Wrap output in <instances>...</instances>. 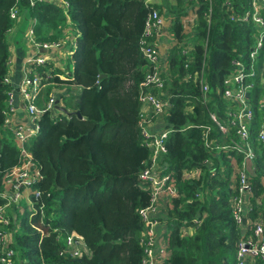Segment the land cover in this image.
Here are the masks:
<instances>
[{
	"label": "trees",
	"instance_id": "16d2710c",
	"mask_svg": "<svg viewBox=\"0 0 264 264\" xmlns=\"http://www.w3.org/2000/svg\"><path fill=\"white\" fill-rule=\"evenodd\" d=\"M63 2L67 7L49 0L33 5L29 0H0V208L7 220L0 223V264L9 250L12 264H143L146 227L139 211L149 206L151 190L139 174L152 150L140 127V84L148 72L140 40L151 9L164 19L163 33L150 38L158 42L166 35L162 45L158 43L165 64L163 88L153 93L169 103L161 115L163 129H170L161 161L176 189L159 217L170 252L165 264H235L237 245L249 227L258 219L264 222L262 145H255L254 190L241 234L244 227L231 214L235 177L230 163L241 162L243 156L231 148V139H238L224 137L209 112L223 121V78L232 59L246 54L253 41V25L235 20L248 10L249 0ZM13 7L18 8L15 19L10 17ZM21 22L24 28L32 23L40 43H74L68 53L73 68L62 78V67H33L41 77L36 103L41 107L60 90L62 105L81 114L59 112L53 117L44 112L37 118L38 133L24 148L32 157L31 176L38 172V177L27 185L31 205L24 206L23 213L20 202L10 200L13 188L8 180L24 157L13 127L5 122L12 89L7 81L9 32L14 29L12 34L18 35L15 26ZM202 69L209 86L205 95L198 80ZM195 170L198 176L185 178ZM72 232L82 237L89 255L75 258L67 253L66 239ZM254 264L264 260L255 259Z\"/></svg>",
	"mask_w": 264,
	"mask_h": 264
},
{
	"label": "built area",
	"instance_id": "2783aa9c",
	"mask_svg": "<svg viewBox=\"0 0 264 264\" xmlns=\"http://www.w3.org/2000/svg\"><path fill=\"white\" fill-rule=\"evenodd\" d=\"M36 0H29L33 5ZM54 1L65 8L66 3L63 0ZM251 6L248 10L235 20L245 24H252L256 29L253 34L254 42L250 46L246 54H239L231 61L230 71L223 78L222 86L219 90L220 98L225 102L224 118L220 120L216 113L209 112L210 119L217 125L219 132L225 137L234 135L238 141L231 139V148L237 153L242 154L241 162L231 161L232 176L235 177L233 182L234 194L231 197V214L236 224L243 226L242 221L246 218L249 210V197L252 195L254 185L252 177L255 175L256 159L258 153L255 145H262L261 164L264 166V0H249ZM228 3V2H227ZM18 8L13 7L10 10V17L15 19L18 17ZM164 19L160 16L156 9H151L145 21L143 37L140 40V52L148 62V72L145 79L140 84L139 100L141 102L142 118L140 122L141 132L147 139V145L151 148L152 154L147 167L139 174L141 180L149 185L151 190L150 204L148 207L139 211L141 220L146 229L144 231L143 241L145 244L143 264H155L154 259L159 255H163V248L156 251L159 244L157 227L160 224L161 207H166L167 202L176 194L175 182L171 172L166 170L165 162L161 157L166 152L165 139L170 129H161L153 132L151 126L154 124V118L166 113L169 103L163 97L153 93V90H161L163 88V79L161 74L165 64L160 56L158 49L159 41L157 37L163 32ZM28 34L34 46L33 52L27 56L22 69V78L18 87L21 97V110H24L30 117L28 124H14V135L16 142L21 146L24 157L23 165L13 169L12 176L8 180L13 188L10 193V200L17 202L22 199L23 192L29 186L32 178L38 177V172L32 177L31 173L34 168L32 157L24 148L25 142L32 136L36 135L39 130L37 118L44 112H51L55 108L57 96L55 93L43 102L39 107L36 103L41 92V77L33 72L34 66L46 65L47 55L55 54L63 48H68L69 44L65 40L59 42H36L33 39L32 23L29 22ZM157 33L155 41L150 38ZM70 52L67 49V54ZM49 70L46 76L49 78ZM198 80L201 85L202 95L209 92L204 70L202 69ZM9 81V77L7 78ZM256 89L259 91L256 92ZM8 108L5 111V122L12 124L10 115L15 112L13 107V93L10 90L8 94ZM147 109L150 115L143 113ZM257 120L256 129L252 126ZM205 146L208 147L207 133L209 126L205 127ZM222 149L229 148V145L221 146ZM220 148V147H219ZM247 161L249 164L247 165ZM208 161L206 160L205 163ZM199 170L186 172L185 178L189 179L198 176ZM264 182V180L262 179ZM8 193V192H7ZM38 195V192H35ZM165 199V200H163ZM165 201V202H164ZM163 208V209H164ZM4 208H0V223L7 224V220L3 217ZM247 219V218H246ZM2 239L6 240V236L2 235ZM86 245L81 236L72 232L66 239L67 253L75 258L88 254L85 250H80L81 245ZM71 248V251H70ZM13 252L9 250L5 257H2V264H12L11 257ZM255 259L264 260V222L254 221L248 229L246 237L238 243L236 263L235 264H254Z\"/></svg>",
	"mask_w": 264,
	"mask_h": 264
},
{
	"label": "crops",
	"instance_id": "0c3cea01",
	"mask_svg": "<svg viewBox=\"0 0 264 264\" xmlns=\"http://www.w3.org/2000/svg\"><path fill=\"white\" fill-rule=\"evenodd\" d=\"M250 6H251V1H249V3H248L249 8H250ZM27 23H28V25H25V28H24L22 22H21V24L19 23L18 26L14 25L15 28L20 29V32L18 35L12 34L15 31L14 29H12L9 32V34L12 38L11 40L15 39L18 41V42H13L10 40L11 57H10V76H9L8 82L11 83V85H12L11 91L13 93V107L15 109V112L10 115V118L12 119V124H9V125L12 127H13V123L14 124H20V123L28 124V121L30 118L24 110H21L19 108L21 106V97H20L19 92H17V93L15 92V88L19 87V84H20V81L22 78V69L24 66V61L27 58V56L33 52V47L31 45V43H32L31 38L29 37V34H28V29L30 28L29 22H27ZM71 34L72 33H70L69 35H71ZM164 37H166V35H162L159 39L160 46L162 45V39ZM68 44H69L68 48L67 47L63 48L55 54H52V53L48 54L46 56L47 57L46 63L52 64L55 67H62L61 64L65 65L64 64L65 60H67V58H68V54L65 51H67V49L69 50V48H73V46H74V43H72V45H71L70 42H68ZM67 72H69V70H67ZM63 75H60L61 78L63 77ZM56 91L57 92L55 94L57 96L59 94L60 90H56ZM258 91L259 90L256 89V92H258ZM58 98L59 97L57 96V99ZM60 104L62 105L61 101H60ZM143 113H145V115H150V113L148 112V110L146 108L144 109ZM163 127H164V123L162 122L161 116L155 117L154 118V124L151 126V130L153 132H158L159 130L163 129ZM163 200H165V199H163ZM163 208L164 207L162 206L161 210ZM165 230H166L165 226L161 222L157 227V235H158L159 244L156 248V251L163 248L165 250V253L162 256L158 254V256L154 259L155 264H165V260H167V258L169 257V254H170V252L167 250V242L165 239ZM87 249H86V252L89 255L90 252Z\"/></svg>",
	"mask_w": 264,
	"mask_h": 264
},
{
	"label": "rangeland",
	"instance_id": "374dc122",
	"mask_svg": "<svg viewBox=\"0 0 264 264\" xmlns=\"http://www.w3.org/2000/svg\"><path fill=\"white\" fill-rule=\"evenodd\" d=\"M33 39L36 41V42H38L37 40H36V38L34 37V32H33ZM253 42H254V38H253V41H252V43H251V45L253 44ZM31 45H32V47L34 48V46H33V44L31 43ZM250 48V47H249ZM249 50V49H248ZM65 52H67V51H65ZM248 52V51H247ZM65 65H63V64H61L62 65V71L60 72L62 75H63V73L64 74H67L68 72H67V70H72V61H71V58L69 59V58H67V60H65V63H64ZM68 65V66H67ZM61 77V76H60ZM59 112L55 109V108H53L52 110H51V116H53V117H56L57 116V114H58ZM20 205L21 206H19V208H18V210H19V212L20 213H23L24 212V206H26V207H30V198H29V190L27 191V190H25L24 192H23V197H22V199H21V201H20ZM39 230H41V228H38ZM43 229L44 228H42V231H43ZM10 238L9 237H7V239L5 240V242H8V240H9ZM81 245V247H80V250H84L83 252H85V250L87 249V248H85V246L83 245V244H80ZM88 250V249H87ZM70 251H71V248H70ZM90 252V251H89Z\"/></svg>",
	"mask_w": 264,
	"mask_h": 264
},
{
	"label": "water",
	"instance_id": "95a60500",
	"mask_svg": "<svg viewBox=\"0 0 264 264\" xmlns=\"http://www.w3.org/2000/svg\"><path fill=\"white\" fill-rule=\"evenodd\" d=\"M15 92L16 93L18 92V87L15 88ZM55 109L58 112H62L63 114H65L67 116L71 115L72 113H75L78 117H81V114L79 113V111H75V112L69 111L67 108H65L63 105L60 104L59 99H56V101H55ZM248 164H249V161H247V165ZM246 223H247V219L244 218L242 221L243 226L246 225ZM244 232H245V229L241 228V234H244Z\"/></svg>",
	"mask_w": 264,
	"mask_h": 264
}]
</instances>
